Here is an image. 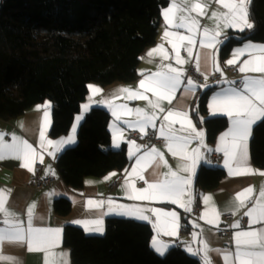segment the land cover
<instances>
[{"label": "trees", "instance_id": "obj_1", "mask_svg": "<svg viewBox=\"0 0 264 264\" xmlns=\"http://www.w3.org/2000/svg\"><path fill=\"white\" fill-rule=\"evenodd\" d=\"M166 4L167 0H0V118L13 120L50 100V136L68 135L90 83L110 86L138 79L142 54L160 35ZM249 20L251 29L231 33L222 45V61L247 43L264 44V0L250 1ZM217 87L195 102L194 119L205 126L210 143L228 127L226 117H206L208 99ZM110 121L106 109L94 107L80 124L77 144L58 156L59 175L69 187L82 188L87 177L128 167L126 150L110 147ZM251 154L254 165L264 168V119L254 128ZM224 176L222 169L202 166L196 194L217 188ZM71 209L69 200H56L58 215L67 217ZM152 236L149 223L109 218L101 236L67 225L64 245L71 251L72 264H202L180 246L158 255Z\"/></svg>", "mask_w": 264, "mask_h": 264}, {"label": "crops", "instance_id": "obj_2", "mask_svg": "<svg viewBox=\"0 0 264 264\" xmlns=\"http://www.w3.org/2000/svg\"><path fill=\"white\" fill-rule=\"evenodd\" d=\"M251 0H246V10L248 13L249 20V4ZM172 0H167V4L161 10V28L160 35L157 42L148 47L142 54L140 65L138 67L139 77L136 81L130 83H114L110 86H103L100 83L92 82L88 85V97L86 101L82 104L80 113L76 116L74 124L68 135L53 138L50 136V130L53 123V103L50 100H46L40 104H37L30 108L26 113L10 121H5L0 118V132L5 133L4 140L8 143H12V135L15 134L23 140H26L32 148L35 150L36 158L33 164L35 166L40 164L44 168L45 174L53 175L48 172L49 167L54 171L56 177V182L51 186L44 188L43 190L36 191L31 185V174L26 168L21 167V161L16 159H4L0 160V188L11 189V195L8 197L7 207L10 211L16 213V218L27 222V208L33 202L36 204L35 215L33 218V226L40 228H60L61 236L59 246L53 249V251L66 252L68 253L69 264H72L71 251L64 245V232L67 225L74 227H79L83 229L90 236H101L106 233L107 220L109 218H125L131 219L139 222L149 223L153 229V236L151 240L152 249L158 255H165L171 248L175 246L183 247L190 255L198 257L201 259L203 264L204 252L202 251L204 243L206 242L210 251L208 252V257L211 264H224L223 256L217 254L211 249H220L222 251H233L235 250L234 244V233L240 230H247L249 227V218L244 215L247 208L252 206V202H248L247 207L235 211L232 205V201L236 193L241 190L252 186L254 188L253 200L255 195L258 194L261 185H264V175H260V172H264V168H259L253 163L251 154V140L253 136V131L256 125L262 121L264 118H257L250 126V135L247 139V150L250 158V167L253 169V174L246 175H230L228 169L224 166V155L223 152H218L216 149L221 146L220 137L227 132L231 126V118L222 113L213 114L212 109L209 107L212 103V98L220 94L224 89L229 87H239L237 83H241L245 75L248 76H260V73H241L239 67L245 59L249 58L248 53L241 56L239 60L232 65L227 63L228 60L232 59V54L225 60L220 59V49L224 43L227 42L231 33H239L238 28H222L221 35L217 37L219 43L215 45V50L212 48H200L199 40L201 39V34H197L195 39L197 45L193 48V58H189L187 52L183 47L180 48V56L184 58L187 62L178 65L175 61V52L172 49V42H175L174 37H169L168 40L164 39V32L168 30L170 32H180L185 35L188 33L185 29H177L170 27L166 24L163 16V12L171 5ZM227 11L223 9L216 0H208V7L206 9V15L198 16L201 30L204 27L214 28V21L210 19L212 11ZM196 15V13H192ZM250 22V20H249ZM247 28H245L246 30ZM244 30V31H245ZM254 45H264L255 44ZM163 45V49L168 53L169 59H163V52L159 51V46ZM154 49L157 51L153 52L150 56L149 52ZM200 53L199 69H196L205 77L209 78L213 74H220L222 80L214 92L210 95L207 103L208 113L206 117H226L228 118V127L222 131L216 138L214 143L208 142L207 131L204 125H198L194 119L195 112H197L196 99L201 93H204L209 88L213 87L208 82L205 84H200L195 81L188 73V69L191 64L196 65L194 57L196 53ZM205 53H210L215 56V65L211 56L206 60ZM254 55H260L256 52ZM171 64L174 68H179L182 70L183 75L181 77L182 84L181 87L175 93V99H173L172 104L162 101V106L167 111L172 108L175 110L183 111L188 114L189 119H191L192 124L196 127L198 131H202L203 135V146H201L200 139H191L188 145V152L191 153L192 149H199L200 158L197 160L195 168L193 169L192 182L189 188L190 198L192 200L190 207V213H187L185 208L179 206V204H172L167 200H135L129 199V192L124 189L125 180H129L134 183L136 189H144L147 187L145 180L148 182H155L158 179L163 178V174L168 171V167L164 166L163 162L157 157L155 160L146 157L144 161L141 162L140 166L136 165V159L140 155L151 151L154 147L163 153L164 160L167 161V165L171 167L172 170L177 169V165L182 163L179 156H172V154L167 149L166 146L159 144L158 142L149 138L152 134L155 138L162 139L167 142L165 137L160 135V126L165 124L162 117L166 114L160 113L156 109H151L148 106V102L145 99L139 98H129L127 93H119L121 88H130L133 91L139 90L149 99L155 100L153 93L151 91H145V89L140 88V81H145V86L148 84V77L152 74L166 71L164 67ZM237 67L236 72H230L229 68ZM217 68L219 70H217ZM191 79L195 87L191 91H185L187 88V80ZM231 82V83H229ZM89 86L99 87L101 91L95 93ZM258 104V101H256ZM48 104L47 109L44 105ZM87 105V107H85ZM37 106H40L39 110ZM126 106V107H125ZM104 108L111 115V121L109 124V130L112 135V141L110 147L114 150L125 149L130 160L128 167L123 171H112L102 177H87L84 181V186L79 189H74L65 184L61 179L58 169H57V158L58 156L68 147L75 146L78 142V129L80 124L89 114V112L94 108ZM145 109L149 114L152 112L156 113L158 117L155 120L156 127L146 126L141 130L140 126L132 127L130 124H134L138 120V114L129 112L128 109ZM47 110L49 113L48 121L44 120V112ZM116 115H113V112ZM119 116V119H117ZM79 118V119H78ZM202 122V121H201ZM22 123V127L20 126ZM175 129V135L184 136L188 133L186 131H180V123H176L173 126ZM185 128L187 124L185 123ZM75 129V131H73ZM44 131L45 141H59L61 139H67L68 137H73V142L63 145L59 151H57L53 145L41 146L40 132ZM167 134L168 129L165 128ZM138 136V137H136ZM230 139V138H229ZM135 142L132 144L130 142ZM116 145H119L117 147ZM135 145H139L140 150L136 152ZM135 152V155L132 153ZM51 153V154H50ZM217 153L223 156L222 164L216 165L211 160L212 154ZM42 158V162H41ZM191 163V161H187ZM202 166L213 167L222 169L225 172L224 178L221 180L219 186L213 190L202 192L199 196L196 194V178L198 172ZM136 167L137 173L142 174L145 180H140L137 174L129 175L132 169ZM141 169H143L141 171ZM114 174V175H112ZM181 175L187 176L188 173H180ZM120 178L121 181L117 184L115 180ZM130 191V190H129ZM210 196L211 200L205 203L203 197ZM189 195L186 194L184 199L187 200ZM58 199H67L71 202L72 209L67 217L60 216L55 211V202ZM88 200L93 201H105L112 200L116 205L125 206H136L143 209H157L160 213L163 212H176V220L173 221L172 217L159 216L157 219V214L151 211H145L143 214L149 217L148 220H142L128 215H119L115 213H108V206L105 203L102 209L90 208L87 205ZM195 206H199V214H192V210ZM213 209L216 211L214 212ZM101 212L106 213L101 215ZM218 213V214H217ZM232 213L234 219L231 222L226 221L225 216ZM242 217H246L248 220L247 224H244ZM101 219L103 221L101 227L103 232L86 230L81 224H76L74 221L77 220H95ZM3 220V216L0 215V221ZM188 220L186 223L185 221ZM237 221L240 222L239 228L231 227ZM6 227L3 223H0V228ZM95 225H89V228H94ZM253 229H258L264 227L261 224H253L251 226ZM230 231L229 235L225 232ZM174 233V234H169ZM159 241L167 248L163 254L156 251L153 246V240ZM191 249V251L189 250ZM199 250V251H198ZM193 252H197L193 255ZM2 253L6 256L18 258L19 264H44L45 253L42 251L30 252L27 250V246H20L14 243L5 242L2 245ZM0 264H7V262H0Z\"/></svg>", "mask_w": 264, "mask_h": 264}, {"label": "snow or ice", "instance_id": "obj_3", "mask_svg": "<svg viewBox=\"0 0 264 264\" xmlns=\"http://www.w3.org/2000/svg\"><path fill=\"white\" fill-rule=\"evenodd\" d=\"M223 9L227 11H212L209 17L214 21V28L204 27L201 30V25L198 16L206 15V9L208 7V0H172L171 5L163 12L164 20L167 25L177 29H185L187 35L180 32H170L165 30L164 39L168 40L169 37H174L175 42L172 43V49L175 52L176 64L182 65L187 61L180 56V48L183 47L188 54L189 58H193V48L197 45L195 39L197 34H201L199 40L200 48H212L215 50V45L219 43L217 37L221 35L222 28H238L240 31H244L245 28L251 29L253 24L248 20V13L246 10V0H216ZM196 13V15H192ZM159 51L163 52V59H169L168 53L163 49V45L159 46ZM154 49L149 52L148 55H152ZM260 53V55H254V53ZM245 53H248L249 58L245 59L239 71L241 73H260V76H248L245 75L240 83L239 87H229L224 89L220 94L215 95L212 98V103L209 106L212 109L213 114L222 113L231 118L232 126L221 137V146L216 149L218 152H223L224 166L228 169L230 175H246L253 174V169L250 167V158L247 150V139L250 135V126L257 118H264V45L247 44L244 48L236 49L232 56L233 58L228 60L229 65L235 64L239 58ZM211 56L215 65V56L210 53H205V59L207 60ZM196 61L197 69H199L200 53L197 52L194 57ZM167 70L160 71L152 74L148 77L147 87L145 81H140V88L145 91H151L155 100L149 99L139 90L133 91L130 88H121L119 93H127L129 98L145 99L148 102V106L151 109H156L160 113H165V108L162 106V101H167L168 104H172L175 99V93L181 87V77L183 72L179 68H174L171 64L164 66ZM217 70H219L217 68ZM231 83V82H229ZM93 92L99 93L101 89L99 87L89 86ZM195 87L193 81L189 78L187 80V88L185 91H191ZM258 101V104L256 103ZM48 104L44 105L47 109ZM87 107V105H85ZM126 107V106H125ZM40 106H37L39 110ZM129 112H135L138 114V120L134 124H130L132 127L140 126L143 130L146 126L156 127L155 120L158 118L155 112L149 114L145 109H128ZM116 115V112H113ZM49 113L47 110L44 112V120L48 121ZM79 119V118H78ZM119 119V116H117ZM165 124L160 126V135L167 140V149L172 156H179L182 163L177 165L176 170H172L167 165V161L164 160L163 153L156 148H152L151 151L140 155L136 159V165L140 166L141 162L146 157L155 160L157 157L163 162L164 166L168 167V171L163 174L162 179H158L155 182H148L145 180L142 174L137 173V168L134 167L129 175L137 174L140 180H145L147 187L144 189H136L134 183L129 180H125L124 189L129 192L128 198L135 200H167L172 204H179L180 207L185 208L186 211H190V205L192 200L190 198L189 188L192 182L193 169L195 168L197 160L200 158L199 149H192L191 153L188 152V145L191 139H200L201 146H203L202 131H198L189 119L188 114L183 111L168 109L166 114L162 117ZM180 123V131H186L188 134L184 136L175 135V129L173 125ZM185 123L187 128H185ZM23 126L22 123L20 125ZM168 132L166 134L165 128ZM75 131V129H73ZM6 134L0 132V160L4 159H16L20 160L21 167L26 168L30 172H34V161L36 158L35 150L26 141L12 135V143H8L4 140ZM41 146L46 144L53 145V147L59 151L60 148L68 143L73 142V137L67 139H61L53 143V141H45L44 131L40 132ZM230 138V139H229ZM135 144V142H130ZM119 147V145H116ZM139 145H135L136 152L140 150ZM51 154V153H50ZM135 155V152L132 153ZM191 161V163H187ZM42 162V158H41ZM143 169H141L142 171ZM48 172L54 175V171L49 167ZM180 173H188L187 176ZM260 175H264V172H260ZM114 175V174H112ZM130 190V191H129ZM188 194L189 198L184 199ZM11 195V189L0 188V215L3 216V223L6 227L0 228V262H7V264H19L18 258L6 256L2 253V245L5 242L18 244L20 246H27V250L42 251L45 253L44 264H69L68 253L55 252L53 249L59 246L61 229L60 228H40L33 226V218L35 215L36 204L33 202L27 208V222L16 218V213L10 211L7 207L8 197ZM254 188L249 186L240 192L236 193L232 205L235 211H239L241 208L247 207L248 202H252V206L247 208L244 213L249 218V227L247 230H240L234 233L235 250L222 251L220 249H211L223 256L224 264H264V227L253 229V224L264 225V185L261 188L255 199L253 200ZM205 203L211 200L210 196L203 197ZM107 203L108 213H115L119 215L133 216L138 219L148 220L149 217L144 215L145 211H151L157 214V219L162 214L163 216L172 217L173 221L176 220V212H163L160 213L157 209H143L136 206L116 205L112 200L105 201H93L88 200L87 205L90 208L102 209ZM215 212L216 210L213 209ZM106 213L101 212V215ZM218 214V213H217ZM76 224H81L86 230L103 232L101 227L103 221L99 218L95 220H77ZM89 225H95L94 228H89ZM231 227L239 228L240 222L237 221ZM174 234V233H169ZM153 246L156 251L161 254L164 253L167 246L163 245L159 241L153 240ZM191 251V249H189ZM199 251V250H198ZM204 252L203 264H211L208 257L210 251L207 243H204L202 249ZM197 252H193L196 255Z\"/></svg>", "mask_w": 264, "mask_h": 264}, {"label": "built area", "instance_id": "obj_4", "mask_svg": "<svg viewBox=\"0 0 264 264\" xmlns=\"http://www.w3.org/2000/svg\"><path fill=\"white\" fill-rule=\"evenodd\" d=\"M229 71L234 73L237 71V67H231V68H229ZM188 73L195 81H197L198 83H200L202 85L205 84L206 82H208L210 85L216 86L222 80V76L220 74H213L209 78H205L196 69V65L193 63L189 67ZM237 85L240 86V82L237 83ZM136 137H138V136H136ZM149 138L158 142L159 144H161L163 146H166V144H167L166 141H164L162 139L155 138V136L152 134L149 135ZM211 160L213 161V163L220 166L223 162V156L220 154L214 153L211 156ZM120 181H121V179L118 178L115 180V183L118 184ZM55 182H56V177L53 175L45 174L44 168L42 165L38 164L35 166L34 172H32V174H31V185L34 188V190H36V191L43 190L44 188L51 186ZM191 212L194 215L199 214V206H195ZM225 219H226V221L231 222L234 219V215L232 213L227 214L225 216ZM242 221L244 224L248 223V220L246 217H242ZM225 234L229 235L230 231H226Z\"/></svg>", "mask_w": 264, "mask_h": 264}, {"label": "water", "instance_id": "obj_5", "mask_svg": "<svg viewBox=\"0 0 264 264\" xmlns=\"http://www.w3.org/2000/svg\"><path fill=\"white\" fill-rule=\"evenodd\" d=\"M201 121H204V118L202 116H200ZM187 213H190V211H187Z\"/></svg>", "mask_w": 264, "mask_h": 264}]
</instances>
